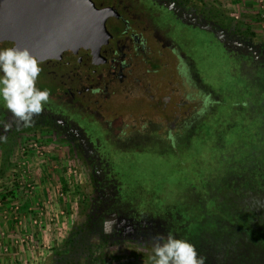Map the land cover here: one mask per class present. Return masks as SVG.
<instances>
[{"label": "flooded vegetation", "instance_id": "flooded-vegetation-1", "mask_svg": "<svg viewBox=\"0 0 264 264\" xmlns=\"http://www.w3.org/2000/svg\"><path fill=\"white\" fill-rule=\"evenodd\" d=\"M90 1L108 13L109 36L99 49L100 61L84 67L77 61L39 60L37 86L49 90L50 100L27 127L0 103V136L7 137L0 144L25 132L47 133L65 144L85 188L83 214L76 222L79 236L106 253L131 250L149 261L157 234L172 232L195 245L204 264H264L258 251L264 248V175L248 178L258 184L256 206H262L247 209L248 224L220 225L198 237L189 224L136 202L130 188L143 183L134 165L142 152L179 151L197 121L218 112L215 107L227 103L225 95L233 96L230 89L214 87L211 56L218 61L223 50L232 69L250 77L247 89L264 97V42L231 27L219 37L223 27L190 0ZM42 3L53 9L52 0ZM211 22L214 29L207 28ZM231 88L236 94L249 92L238 84ZM230 101L222 120L230 107L231 120L261 114L253 99ZM106 218L115 220L110 232L102 227Z\"/></svg>", "mask_w": 264, "mask_h": 264}, {"label": "rangeland", "instance_id": "rangeland-1", "mask_svg": "<svg viewBox=\"0 0 264 264\" xmlns=\"http://www.w3.org/2000/svg\"><path fill=\"white\" fill-rule=\"evenodd\" d=\"M190 1L196 6L203 8L207 16L221 25L223 28L220 29H224L225 32L231 25L237 22H244L256 33L254 40L264 42V25L259 18L254 0L251 2L247 0H238V2L237 0ZM210 24L214 27L213 22L208 25ZM220 56L221 55H219V57ZM216 59L215 57V62L212 60L210 69V71L212 70L214 73L212 74L213 76L217 74L216 77L213 78L214 87L217 89H230L232 92H236L231 88L232 80L220 71L223 69L222 60L219 58L217 61ZM204 61L206 62V59H204ZM207 62H209L208 59ZM260 86L262 87L264 85L261 83ZM226 97L224 100L227 102L226 104L215 107L218 112L209 115L204 121H197V130L187 133L188 142L183 143L184 145H182V143L179 144V151L176 150L175 153L168 154L161 150H156L155 152H142L139 156V164L138 161L137 163L133 162L137 167L136 169L138 170L139 176L143 179V184L148 187H156V193L162 195L159 200L164 201L166 204L169 202V204L175 206H182L184 204L181 201L183 188L187 182L197 177L196 173L198 169L203 174H209L212 168L211 165L216 167L212 172L216 169L222 170L225 168L223 162L219 161L221 159L219 152H221V156L224 154V157L229 155L230 159L232 158L231 153H234L235 159L237 157L236 151H238L242 145L248 148L251 143H254V136L258 134V132L259 135H262L259 139L264 141V99L261 101L262 106L255 104L256 109L261 111V114L258 115L257 118L250 113V115L245 113L244 116L235 120H231V118L222 120V118L225 117L226 107L229 108L230 106L228 104L229 99ZM236 98H238V96H236ZM191 103H193V101H191ZM227 104L228 106H226ZM191 106H193V104H191ZM229 111L230 113L232 112L231 107ZM220 112H223V115H220ZM228 116L229 113L226 114V117ZM218 134L219 137H217ZM243 139L245 140L244 143H242ZM32 140H38L42 148H44V151L42 156L38 154L35 155L34 152L31 161L27 153L23 154L22 148L25 147L27 150ZM251 147H254L253 144H251ZM254 149L255 147L252 148V151ZM183 150L184 152L182 154ZM257 150L256 148L254 151ZM190 154L195 155V159L192 161ZM253 158H255L252 159L253 161L259 158L257 164H260V162L261 164L263 163L260 156H253ZM26 160H29L28 162L31 166L29 169L31 171L30 175L38 181L34 184V191L30 194L31 198L28 197V190L24 188L19 190L18 187H15L10 182L11 176L19 174L12 171L13 168L0 176V194L6 191L5 193L8 200L4 201L5 204L9 203V200L23 198L25 195L26 205H23V202L21 203L19 200L15 199L16 202L18 201L19 204H22L21 212L26 211L27 206L37 207L38 204L40 205V202H44V200L48 199L52 202L50 209L55 210L57 207L64 209L66 217L60 222L58 235L55 234L53 237L48 235V239H46L48 247L35 249L37 258H33V249L29 250L30 253L28 248L20 249L19 247L13 246L21 250L22 253L29 258L31 257L30 261H27L28 263L26 264H45L54 252L63 250L64 241L68 236L71 226L81 218V214H83L84 210L83 206L85 205L83 202L85 188L81 182V175L79 174L80 168L72 153L68 151V148L63 142L47 133H22L12 154V161L16 164L18 172H20L22 168L21 166L19 167L18 164L25 161L24 166L26 167ZM29 164H27V166H29ZM61 192H63L62 199H60L58 195ZM42 206L46 207L44 204H42ZM36 214L34 213L32 215L33 217H31H36ZM0 216H3L1 209ZM4 220L6 221L5 218ZM187 220L189 221V226L192 227L191 220ZM26 227L31 229L33 225L30 226V222L26 220ZM18 230L17 235L24 229L19 228ZM31 230L35 232L34 228ZM31 234L34 237L36 236V234ZM4 236L7 241L5 234ZM11 241L12 239L7 242L11 243ZM29 253L31 256H29ZM132 253L133 251L131 250H127L126 252L105 253L107 255V260L104 264H150L148 260L143 257H136L132 255Z\"/></svg>", "mask_w": 264, "mask_h": 264}, {"label": "trees", "instance_id": "trees-1", "mask_svg": "<svg viewBox=\"0 0 264 264\" xmlns=\"http://www.w3.org/2000/svg\"><path fill=\"white\" fill-rule=\"evenodd\" d=\"M231 28L237 33L250 38L256 37V33L247 23L237 22L231 25ZM221 51L220 59L222 60L223 69L220 71L222 74L232 80V87L238 84L239 90H245L246 92L249 90L247 93L236 94V92H232L233 96L231 94L225 95V97L229 98V103L231 102V97L236 98L238 96V98L245 97L248 101L253 99L255 101L254 105L262 106L263 95H257V90L247 89L251 81L250 77L247 74H242L238 68L232 69L233 65L230 58L223 50ZM214 58L211 56V60H214ZM212 74H214L213 71ZM212 74L210 75L213 79L217 74L215 76ZM255 110L258 109L255 108ZM227 113L231 116L229 111ZM20 135L22 134L18 133L10 142L0 144V176L16 165L12 161V154L17 146ZM260 136L262 137L258 132L254 136V143H251L255 149H258L257 151H254L255 149L252 151L254 147H251L250 143H245L250 144L249 147L247 148L242 145L236 151L237 157L235 159L234 153H231L232 158L230 159L229 155L224 157V154L221 156V152H219V156L221 157L219 161L223 162L224 169H216L212 172L216 167L211 165L212 168L209 174H203L198 169L196 173L197 177L187 182L183 188L181 201L184 204L182 206H175L169 204V202L166 204L164 201L159 200L162 195L156 193V187L154 186L148 187L143 183H136L130 187L131 192L134 194L136 202L143 207H147L164 216L168 215L174 217V219L177 218L181 224H186L187 227L189 224L187 219H190L192 222V227H190L192 230L190 232L193 236L197 235L198 237L200 233L205 234L208 231H216L217 226L221 225L225 227L229 223H237L238 225L248 224L247 217L250 214L247 209L262 208V206H256L258 199L261 198L258 194V184L256 182L250 184L248 181V178L251 176L258 178L264 175V164H261V162L257 164L259 158L254 161L252 160L255 159L253 156H260L264 161V141L259 139ZM217 137H219V134ZM244 141L243 139V142H241L244 143ZM190 158L191 161L194 160L195 155L190 154ZM253 164L255 165L254 167H252ZM76 227V223L71 226L68 236L64 241L63 250L54 252L45 264H104L106 262V252L102 251L98 245L91 246L90 243H87L83 235L79 236ZM258 251L262 255L264 248L262 247Z\"/></svg>", "mask_w": 264, "mask_h": 264}, {"label": "water", "instance_id": "water-1", "mask_svg": "<svg viewBox=\"0 0 264 264\" xmlns=\"http://www.w3.org/2000/svg\"><path fill=\"white\" fill-rule=\"evenodd\" d=\"M42 1L0 0V45L27 48L38 61L56 58L84 67L98 63L109 36L108 13L90 0H52L53 9ZM207 28L214 29L212 24ZM217 33L222 37L226 32Z\"/></svg>", "mask_w": 264, "mask_h": 264}, {"label": "clouds", "instance_id": "clouds-1", "mask_svg": "<svg viewBox=\"0 0 264 264\" xmlns=\"http://www.w3.org/2000/svg\"><path fill=\"white\" fill-rule=\"evenodd\" d=\"M41 72L40 62L27 48H0V103L11 113L15 122L25 127L34 122L50 100L48 89L37 86ZM11 124H5L8 129ZM0 136V140H6ZM114 219L102 222L105 232H110ZM150 264H204L195 245L174 233L157 234L149 255Z\"/></svg>", "mask_w": 264, "mask_h": 264}, {"label": "built area", "instance_id": "built-area-1", "mask_svg": "<svg viewBox=\"0 0 264 264\" xmlns=\"http://www.w3.org/2000/svg\"><path fill=\"white\" fill-rule=\"evenodd\" d=\"M256 4L257 13L259 15V18L261 22L264 25V0H254ZM44 148H42V145L39 143L38 140H32V142L29 143L27 150L25 147L22 148L23 154H26L30 156L31 161L33 159V155L35 152V155L42 156L43 155ZM32 152V153H31ZM25 159V156H24ZM29 160H26V167L25 161L21 162V164H18V166L22 167L20 172L16 169V165L12 167V171L15 173H19L18 175H13L10 177L12 185L15 187H18L19 190L21 188H24L28 190V197L31 198V195L34 191V184H36L38 181L34 179L33 176L30 175L31 171L29 170L31 168ZM31 163V162H30ZM29 164V166H27ZM6 192V191H5ZM0 194V209L3 214V218L6 220L12 219L16 223V226H20L21 233L19 235H16L13 237L11 244H9L5 240V231L4 229L0 230V254L2 255H8L10 254V247L16 246L19 248H30L35 251L36 248H46L48 247L46 239L48 235H51L52 237L57 234L58 235V228L60 226V222L65 219V211L62 208L57 207V209L52 210L50 209L51 206V200H44V202H40V205L37 202V207L33 206H27L26 213L29 214L28 217L30 219V223L33 225V227L37 228L38 233L35 232L36 236L34 237L31 233L34 234V232L31 229H28L25 225L24 216L22 217L23 212H21L22 204H19L17 201H12L9 203H4V201L8 200L6 197V193ZM60 199L63 197V192L58 194ZM5 197V198H4ZM44 204L46 207L42 206ZM36 214V217L32 218L33 214ZM31 214V215H30ZM32 216V217H31ZM36 230V229H35ZM12 264H19L18 262H13Z\"/></svg>", "mask_w": 264, "mask_h": 264}, {"label": "crops", "instance_id": "crops-1", "mask_svg": "<svg viewBox=\"0 0 264 264\" xmlns=\"http://www.w3.org/2000/svg\"><path fill=\"white\" fill-rule=\"evenodd\" d=\"M247 1L251 2L253 0H247ZM237 2H238V0H237ZM255 6H256V4H255ZM21 195H22V193H21ZM15 199L9 200V201L12 202V201H15ZM16 200H19L21 203L23 202V205H26V196L25 195L23 198H18ZM28 215L29 214H27L26 211H24L22 214V217L24 216L23 218L25 220V222H24L25 225H26V220H27V222H30V219H31V218L29 219ZM30 226H32L31 223H30ZM19 228H20V226H16V223L14 221H12V219H8L5 221L3 216H0V230L4 229L7 241H10L11 239H13L14 236H16L18 234ZM33 228L36 229L35 232L38 233L37 228L32 227L31 229H33ZM35 232H34V234H35ZM8 243L11 244L10 242H8ZM14 248H15V250H14ZM10 249H11L10 254H8V255L0 254V264H12L13 261L18 262L19 264H26V263H28L27 261H30L31 257L29 258L27 255L22 253L21 250L16 249V247H13V246H11ZM26 249H27V247H26ZM29 250H31V249L28 248V251ZM35 252H36V250L35 251L32 250V253L35 255V256L33 255V258H37ZM30 253H29V256H31ZM26 256H27V258H26Z\"/></svg>", "mask_w": 264, "mask_h": 264}]
</instances>
